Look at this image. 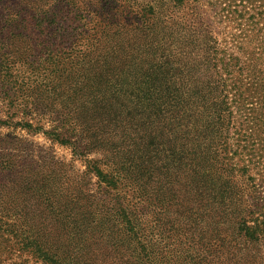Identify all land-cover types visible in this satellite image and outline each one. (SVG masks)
Here are the masks:
<instances>
[{"label": "rangeland", "instance_id": "rangeland-1", "mask_svg": "<svg viewBox=\"0 0 264 264\" xmlns=\"http://www.w3.org/2000/svg\"><path fill=\"white\" fill-rule=\"evenodd\" d=\"M148 3L153 6L148 7ZM66 5L62 6L63 9L70 10L61 14L59 24L64 35L67 34L60 46L62 49H67L72 42L80 43L83 35L88 39L102 35L101 53L110 54L109 47L113 50L124 46L127 56L132 54L143 61H150L152 53L142 51L143 48H139L140 51L135 49L139 42L155 41L158 44L159 40V45L163 47L160 50L176 53V50L167 47L174 38L171 34L173 29L178 32L177 45L178 41L184 42L185 28L193 32L198 28L195 37L201 39L204 30L208 29L218 43V56L226 61L230 59L231 64L237 62L233 69L235 75L243 69L241 77L250 72L251 76L264 82V0H104L90 5L84 4L83 0H75L74 5ZM175 6V13H172ZM102 7L104 9L99 10ZM123 13L125 15L121 16ZM172 15L175 18L172 22L176 25L180 23L179 26L160 30L162 17L170 26L169 17ZM143 21L160 25L154 33L148 34L150 39L141 37L135 30V25ZM103 22L121 24L119 29L126 31V40L123 41L117 32L104 37L102 29H99ZM189 25H195V28H187ZM47 38V0H0V264H38L20 250L37 233L43 241L55 246L65 244L68 249H86L89 245L85 261L101 259L103 250H110L108 260L119 264L121 261L113 260V257L121 248L113 249L101 241L104 238L114 244L117 243L116 237L122 235L119 223L123 219L118 215L119 207L127 208L132 212L130 214L142 221L139 227L149 241L150 263L180 264L175 249L192 251L189 247L199 245L198 240L206 235V229L203 224L196 225V210L186 213V225L190 232L178 228L185 226L183 218L175 213L179 198L183 196V189L176 178V153L172 145L163 143L158 124L152 123L154 117L142 114V94L137 92L141 89L140 80H133L127 73L116 87L109 86L105 95L107 101L102 103V109L93 111L86 105L80 110L83 97L77 94V100L70 99L65 81L62 84L59 82L55 94L51 92L53 86H47ZM59 40H62L61 36ZM204 51L206 46L201 48V52ZM61 53L66 56L65 51ZM205 56L206 53L202 57ZM163 61L165 59L162 58ZM218 63L224 67L222 62ZM134 74L137 75L136 71ZM64 77L65 74L62 79ZM260 88L264 89L259 86L257 95L264 96V90ZM243 95L249 101L248 92ZM256 101L246 105L261 108L262 105ZM251 107L247 108V112H236L239 123L248 125V120L253 117ZM67 113L74 117L79 115V119L91 125H94L92 121L104 122L100 137L109 144H121L122 149L120 154H115L110 148L112 145H108L104 152L110 161L116 157L115 162L122 170V181L117 188H111L103 182L99 183L94 173L89 174L92 184L82 188V207L80 212L75 211L81 226L72 230L53 224L48 207V202L63 198L72 191L78 176L82 177L87 168L83 161L85 156L74 160L71 144H63L47 134V130L51 131L54 127L60 131L68 127ZM255 113L259 119L264 117ZM27 121L34 127L23 126ZM116 125L118 130L113 132ZM36 126L40 128L38 132H33ZM70 137L78 139L77 135ZM153 138L151 146L149 142ZM262 138L264 132L252 143L253 147L255 145L253 159L257 166H262L260 174L252 170L260 186L261 191L257 193L261 200L264 198ZM99 149H93L87 158L103 161V150ZM140 152L143 158L133 159V155ZM235 159L239 162L238 155ZM54 160L65 161L66 165H60L59 169L52 164L47 165ZM153 164L155 167L151 173L148 168ZM239 164L242 166L241 162ZM251 166L253 169L257 167ZM88 188L89 191H86ZM88 193L92 196L87 197ZM189 201L187 196L185 206L191 205ZM57 211L55 209V213ZM173 224L177 225L176 228L171 227Z\"/></svg>", "mask_w": 264, "mask_h": 264}, {"label": "trees", "instance_id": "trees-1", "mask_svg": "<svg viewBox=\"0 0 264 264\" xmlns=\"http://www.w3.org/2000/svg\"><path fill=\"white\" fill-rule=\"evenodd\" d=\"M94 1L104 2L83 0L86 5ZM74 2L75 0H47V86H53L51 92L55 94L59 82L62 84L65 81L70 90V99L77 100V94L80 98L83 97L80 110L89 105L96 111L104 107L102 103L107 101L105 95L109 86L116 87L124 75L129 73L133 80H140L141 89L137 92L138 95L142 94V114L154 117L152 123L158 124L163 143L172 145L176 153V178L177 184L183 189V196L182 199L179 198V207L175 213L183 218L182 223L186 227L180 225L178 228L188 232L186 213L196 210V225L203 224L204 230L206 229V235L198 240L199 245L189 247L192 251L175 249L180 264H264V198L261 200L257 193L261 190L256 182V174L252 173V170L257 174L262 172V166H257L253 159L255 145L253 147L252 143L256 141L255 137H260L261 132H264V117L259 119L254 115L257 112L264 116V96L257 95L258 87H264V82L254 75L251 76L250 72L241 77L243 69L235 75L233 69L237 62L231 64L230 59L226 61L218 56V43L208 29L204 30L202 39L196 38L195 32L198 28L195 25L187 27L195 28L194 32L185 28L184 42L178 41V45L177 30L171 31L174 38L167 47L176 50V53L170 49L160 50L163 47L162 44L159 45V40L158 44L155 41H144L145 44L139 42L135 49L143 48L142 51L152 53L150 61H143L132 54L127 56L124 46L121 49L113 48L114 52L109 47L110 54L101 53L102 35L89 39L83 35L80 43L72 42L67 49H62L60 46L67 34L64 35L63 27L59 25L61 14L70 10H64L62 6H68L66 3L74 5ZM147 6L151 8L153 4L148 3ZM175 8L176 6L172 13H175ZM103 9L104 7L99 10ZM124 15L125 13L121 16ZM169 19L170 26L165 24L162 17L163 25L160 30L179 26L180 23L176 25L172 22L175 20L173 15ZM103 24L99 29H102L104 37L117 32L123 41L126 40V31L119 29L121 24ZM115 25L118 27L114 28ZM135 26L141 37L146 38L160 27L146 24L145 21ZM60 36L62 40H59ZM203 46H206L204 53L201 52ZM61 51L66 52L65 57ZM205 53L206 56L202 57ZM162 58L165 61L162 62ZM218 62H222L224 67H220ZM244 92H248L249 101L243 95ZM254 100L262 105L261 108L246 105ZM249 107L253 117L246 126L244 122H238L236 112H247ZM69 114L67 113L68 127L61 131L54 127L51 131L47 130V134L53 135L63 144H71L74 160L81 156L86 157L83 161L87 168L82 176L86 181L79 175L71 187L72 191L63 198L48 202V207L51 212L49 219L53 224L64 229L70 227L72 230L80 229L81 226L75 211L80 212L82 207V188L92 184L89 174L94 173L99 183L103 182L111 188H117L122 181V170L115 162L116 157L110 161L108 155L104 154L108 145H112L110 148H113L112 152L115 154H120L122 149L121 144H109L100 137L104 122L92 121L94 125H91L86 120L79 119V115L74 117ZM23 126L34 127L30 121ZM39 128L36 126L33 132H38ZM117 130L116 125L113 132ZM71 135H77L78 139L72 140ZM62 137L66 139H61ZM153 140L154 138L149 145L154 144ZM262 146L264 147V143ZM99 148L103 150V161L87 158L88 153ZM142 152L133 155V159L143 158ZM237 155L239 162L235 159ZM50 164L59 169L66 162L54 160L47 163ZM251 164L257 166L256 169ZM261 164L264 165V162ZM154 167L155 164L148 171L152 173ZM90 196L91 193H88L87 197ZM187 196L191 205L185 206ZM55 209L59 211L55 213ZM117 212L123 219L119 223L122 226V235L116 237L117 243L114 244L107 239H101L113 249L121 248L117 253L118 257L115 255L113 260L119 259V264H152L148 258L149 241L139 227L142 221L130 214L131 211L125 207H119ZM173 225L171 227L176 228L177 225ZM33 236V240L20 250L38 264H114L107 257L110 250H103L101 259L85 261L84 256L87 249H90L89 245L86 249H68L65 244L55 246L46 243L38 233Z\"/></svg>", "mask_w": 264, "mask_h": 264}]
</instances>
